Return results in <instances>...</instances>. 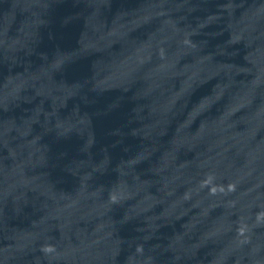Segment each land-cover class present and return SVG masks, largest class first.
I'll use <instances>...</instances> for the list:
<instances>
[{"label":"water","instance_id":"water-1","mask_svg":"<svg viewBox=\"0 0 264 264\" xmlns=\"http://www.w3.org/2000/svg\"><path fill=\"white\" fill-rule=\"evenodd\" d=\"M0 198L264 238V0H0Z\"/></svg>","mask_w":264,"mask_h":264}]
</instances>
